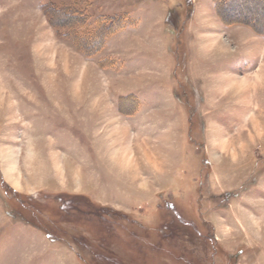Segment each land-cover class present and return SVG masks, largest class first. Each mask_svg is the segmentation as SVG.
Returning <instances> with one entry per match:
<instances>
[{
  "label": "rangeland",
  "instance_id": "374dc122",
  "mask_svg": "<svg viewBox=\"0 0 264 264\" xmlns=\"http://www.w3.org/2000/svg\"><path fill=\"white\" fill-rule=\"evenodd\" d=\"M48 1L0 0V264H264V0Z\"/></svg>",
  "mask_w": 264,
  "mask_h": 264
},
{
  "label": "trees",
  "instance_id": "16d2710c",
  "mask_svg": "<svg viewBox=\"0 0 264 264\" xmlns=\"http://www.w3.org/2000/svg\"><path fill=\"white\" fill-rule=\"evenodd\" d=\"M45 4H50V1H48L47 0V2L45 3ZM57 11V10H56ZM77 17V15L76 14H74V13H71L70 11H68V13H66L65 14V26L67 27H69V25H71L72 23H74V21H76V20H78V18H76ZM66 20H68V21H66ZM110 23H117V22H119V19H117L116 17H111L110 18ZM97 22V21H96ZM102 22L103 21H99V23H100V25L102 24ZM76 23H79V22H76ZM120 23V22H119ZM118 24V23H117ZM116 24V25H117ZM120 27H122V24H120L119 26H118V28H120Z\"/></svg>",
  "mask_w": 264,
  "mask_h": 264
},
{
  "label": "bare ground",
  "instance_id": "6f19581e",
  "mask_svg": "<svg viewBox=\"0 0 264 264\" xmlns=\"http://www.w3.org/2000/svg\"><path fill=\"white\" fill-rule=\"evenodd\" d=\"M9 171H10V170H9ZM9 174H10V172L6 171V176H7V178H10ZM8 176H9V177H8Z\"/></svg>",
  "mask_w": 264,
  "mask_h": 264
}]
</instances>
